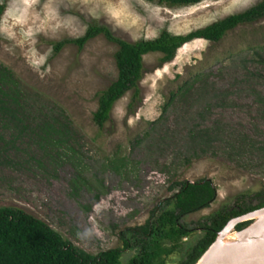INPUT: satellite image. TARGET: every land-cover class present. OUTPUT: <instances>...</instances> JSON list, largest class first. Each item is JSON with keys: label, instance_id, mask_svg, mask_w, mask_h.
I'll return each instance as SVG.
<instances>
[{"label": "rangeland", "instance_id": "374dc122", "mask_svg": "<svg viewBox=\"0 0 264 264\" xmlns=\"http://www.w3.org/2000/svg\"><path fill=\"white\" fill-rule=\"evenodd\" d=\"M261 1L169 7L146 0H0L7 5L0 63L13 73L24 121L20 133L2 130L0 121V207L23 209L98 254L121 247V233L144 224L177 191L175 182L205 178L217 188L210 207L182 220L188 228L237 200L256 204L264 190L258 150L264 146V18L216 43L189 42L171 62L146 54L139 93L121 97L102 127L93 114L98 94L117 77L118 45L100 34L83 48L69 43L56 52L54 46L92 24L128 42L161 29L185 34ZM45 123L56 132L45 135ZM205 127L218 135L202 151L192 131ZM116 158L126 163L120 171L111 162ZM200 236L197 230L185 238V248ZM133 254L126 250L123 264Z\"/></svg>", "mask_w": 264, "mask_h": 264}, {"label": "trees", "instance_id": "16d2710c", "mask_svg": "<svg viewBox=\"0 0 264 264\" xmlns=\"http://www.w3.org/2000/svg\"><path fill=\"white\" fill-rule=\"evenodd\" d=\"M146 1L162 6L182 7L197 5L204 0ZM6 7V2L0 4V23ZM262 18L264 0L242 12L231 14L185 34H174L167 29H161L157 36L141 38L136 42H128L114 36L107 26L92 24L84 35L60 41L54 48L59 52L69 43L83 48L87 42L100 34H104L108 40L118 45L115 53L117 77L98 94V107L93 114L94 122L102 127L110 119L112 108L121 97L130 90H135V94L139 93L146 54L160 53L161 63L171 62L177 51L189 42L204 39L216 43L236 27ZM20 110L22 104L13 73L0 63V121L4 126L2 130L10 126L19 131L24 124L19 117ZM41 130L47 136L56 132L50 123L42 125ZM217 135L218 133L208 127L192 131L193 139L202 151L215 142ZM258 150L264 155V146H259ZM111 162L116 171L122 170L126 165L124 158L112 159ZM171 189L177 191L161 200L144 224L126 228L121 233V247L103 250L98 254L78 247L46 222L23 209L0 207V264H123L122 257L126 250L134 251L129 264H194L229 220L264 206L262 190L256 195V204L237 200L235 205L224 206L207 216L197 228H188L182 220L190 214L210 207L217 199V188L212 180L203 178L195 182H175ZM250 223L251 221L240 223L236 229L241 230ZM197 230H201V236L192 241L191 246L186 249L184 239L195 237ZM179 253H183V258L172 262V256Z\"/></svg>", "mask_w": 264, "mask_h": 264}, {"label": "water", "instance_id": "95a60500", "mask_svg": "<svg viewBox=\"0 0 264 264\" xmlns=\"http://www.w3.org/2000/svg\"><path fill=\"white\" fill-rule=\"evenodd\" d=\"M194 264H264V206L229 220Z\"/></svg>", "mask_w": 264, "mask_h": 264}]
</instances>
